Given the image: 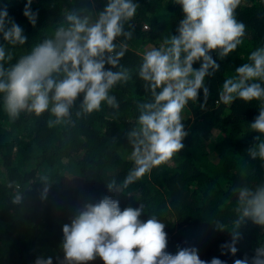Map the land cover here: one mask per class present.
<instances>
[{
    "label": "trees",
    "instance_id": "obj_1",
    "mask_svg": "<svg viewBox=\"0 0 264 264\" xmlns=\"http://www.w3.org/2000/svg\"><path fill=\"white\" fill-rule=\"evenodd\" d=\"M106 2L34 0L32 8L39 13L34 28L23 16L26 0H3L0 7L7 8L27 37L26 44L14 50L13 62L47 39L66 11L98 13ZM138 3L131 22L133 38L126 41L128 51L121 61L131 78L111 93L118 108L103 105L97 112L77 116L81 96L69 120L49 127L48 113L39 117L22 114L12 121L0 105V264H34L40 256L63 264L62 226L70 223L84 204L109 196L120 202L122 210L143 205L141 220L155 216L164 223L168 236L165 251L173 255L180 248L194 247L202 260L216 257L234 264L236 259L251 258L264 244V229L246 220L239 228L237 254L221 255V245L232 239L231 230L218 231L214 226L219 220L232 227L233 187L243 181L264 182V162L248 156V150L264 140V134L248 128L259 114L256 102L216 103L224 79L234 75L250 51L264 45V0H245L237 10L238 20L246 25L243 45L223 60L212 53L220 70L206 78V106L201 107V91L198 102L190 103L183 114L188 133L184 148L122 192L108 191L106 181H123L134 166L129 159L128 132L136 126L138 104L148 98L137 75L141 54L176 35L184 16L172 0ZM17 191L24 195L21 205L12 203ZM89 264L103 261L97 258Z\"/></svg>",
    "mask_w": 264,
    "mask_h": 264
},
{
    "label": "clouds",
    "instance_id": "obj_2",
    "mask_svg": "<svg viewBox=\"0 0 264 264\" xmlns=\"http://www.w3.org/2000/svg\"><path fill=\"white\" fill-rule=\"evenodd\" d=\"M3 0H0V4ZM34 0H26L23 16L35 28L39 13ZM184 13L177 34L168 36L159 47L150 46L141 54L137 75L144 82L148 98L138 104L136 126L128 132L133 168L123 181H106L110 193L122 192L169 162L184 148L188 133L183 114L198 102L201 91L206 106L209 89L206 78L220 70L212 53L229 57L245 40L246 25L237 18L245 0H172ZM138 0H107L103 11L81 14L66 11L63 21L42 42L14 60V50L24 46L23 28L0 7V105L15 121L22 114L37 117L49 114L48 125L55 127L71 118L101 110L103 105L118 108L112 90L128 82L129 69L121 61L133 38L131 22L139 10ZM199 67H194V65ZM106 65L110 68L106 69ZM115 69V71H113ZM240 100L256 102L259 114L248 125L264 134V45L250 51L246 62L234 75L224 79L217 105ZM259 139V138H258ZM248 156L264 162V140L248 150ZM48 189L44 190V198ZM234 220L228 228L214 223L216 230H231L232 239L221 245V255L235 256L239 228L246 220L264 229V182L243 181L232 189ZM24 195L17 191L12 203L21 205ZM144 206L121 209L120 202L105 197L86 203L70 223L62 226L63 264H89L100 258L103 264H227L219 258L202 260L196 248L166 252V225L155 216L141 220ZM34 264H54L52 257H37ZM234 264H264V244L251 258Z\"/></svg>",
    "mask_w": 264,
    "mask_h": 264
}]
</instances>
